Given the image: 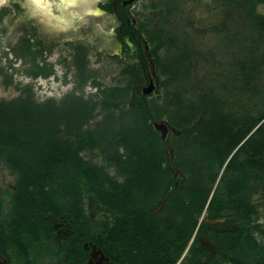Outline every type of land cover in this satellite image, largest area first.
<instances>
[{"label": "trees", "instance_id": "obj_1", "mask_svg": "<svg viewBox=\"0 0 264 264\" xmlns=\"http://www.w3.org/2000/svg\"><path fill=\"white\" fill-rule=\"evenodd\" d=\"M213 1L231 5V0ZM263 1L240 4L264 37V15L256 11ZM184 3L152 0L150 6L170 14ZM166 38L164 57L159 46L154 48L156 70L179 81L190 73L194 56L203 54L179 32ZM72 49L75 86L60 100L37 101L31 86L0 100V166L5 163L15 176L14 190L0 185L5 264H42L53 255L56 234L48 221L63 217L76 232L57 252L62 264H87L86 244L100 248L111 264H199L208 253L202 235L215 248L204 264H264V246L253 234L257 210L251 200L252 187L264 186V87L259 83L264 56L236 59L233 69L220 74V91L238 94L228 84H241V93L230 101L216 88H176L165 92L162 103L143 105L142 116L122 100L132 86L103 89L101 100L85 97L82 91L95 76L89 47L77 41ZM148 112L153 119L166 117L179 131L172 165L185 177L180 188H173L171 169L163 166V144L147 123ZM85 151H97L102 164L86 159ZM111 167L122 181L111 177ZM87 197L95 216L87 210ZM203 215L225 218L232 227L223 228L225 222L220 229L210 227L200 222Z\"/></svg>", "mask_w": 264, "mask_h": 264}, {"label": "rangeland", "instance_id": "obj_2", "mask_svg": "<svg viewBox=\"0 0 264 264\" xmlns=\"http://www.w3.org/2000/svg\"><path fill=\"white\" fill-rule=\"evenodd\" d=\"M151 1L141 0L136 8L140 13L138 19L149 40L150 49L159 46L158 55L164 57L168 44L166 35L172 31L183 34L203 56H194L190 73L188 75L185 73L179 81H174L172 77L162 76L160 92L158 95H153L150 100L162 103L165 92L176 88L203 92L209 88H216L217 93L229 101L239 95L241 93L240 82L236 85L228 84L238 94L230 90L220 91L221 89H218L220 83L217 80H223L220 74L233 69L231 63L236 59L251 56L256 61L262 60L264 56V37L254 27L246 10L242 8L240 0H231L230 6L222 2L216 3L213 0H185L183 5L170 14H167L162 7L152 8ZM256 11L264 15V1L258 4ZM98 21L101 28H92L84 34L80 41L89 47V68L95 73L82 93L85 97L93 96L96 100H101V90L113 86L131 87L136 83L137 78L141 80L142 77L137 68H135V73H130L127 68V65L136 64V59L125 58L122 53L119 58H114L109 56V50L103 51L109 37L108 34L113 36V27L117 24L112 17L106 15ZM18 31L19 28L15 27L6 36L0 35V67L3 70L0 72V100H10L19 96L21 89L26 86L32 87L37 101H44L48 98L60 100L75 86L72 46L66 45L64 40H44L42 45L40 43L37 45L33 38L28 41L24 40L21 36L24 35V30ZM29 37L31 38L30 35ZM262 70L259 83L264 87V67ZM129 97L130 91L122 97V100L129 101ZM99 111H102L100 107L97 112ZM101 118L102 115H99L93 119L91 126H94ZM83 156L102 164L97 151H85ZM108 171L112 178L122 181L123 178L116 174L114 168H108ZM0 185L3 189L11 191L15 188V176L5 163L0 166ZM251 200L257 210L253 234L256 241L264 246V186L252 187ZM86 207L91 216L96 215L91 197H87ZM6 209H8V204H6ZM205 217V215L201 217V223ZM48 223L56 229L51 244L53 255L46 257L42 264H62V255L57 252L68 247L76 230L67 217L59 220L51 218ZM215 227L220 229L218 225ZM231 227V223H226L223 228L230 229ZM86 247L90 248V260L87 264H111L100 248L94 244H86ZM0 264H5V259L2 257H0Z\"/></svg>", "mask_w": 264, "mask_h": 264}, {"label": "flooded vegetation", "instance_id": "obj_3", "mask_svg": "<svg viewBox=\"0 0 264 264\" xmlns=\"http://www.w3.org/2000/svg\"><path fill=\"white\" fill-rule=\"evenodd\" d=\"M140 1L141 0H64V3L60 4L58 9L55 7L53 8V13L56 18H63V20L73 26V28H70L71 30L65 31L48 26L45 29L43 27L45 23H42L39 17L33 15L30 5L21 6L24 0H0V35H2V37L6 36L15 27H18L19 31L21 29L24 30V35H21L24 40L28 41V39L33 38L37 45L39 43L42 45V41L44 40H64L66 45L72 46V43L80 41V39L84 37V34L89 32V30H85V27L88 26L91 21L92 13L96 15L94 18L97 19H101L104 15L112 17L117 24L113 27V38L118 45V49H109L107 47V39L105 43L106 47L103 48V51L107 52V50H109V56L114 58H119L120 53H122L125 58L129 59L130 57L136 59L137 63L127 65V68L130 73H135V68H137L141 72L142 79H136V83L130 90V98L127 105L129 107L137 106L143 116L144 112L142 106L144 105L146 109L149 108L148 101H150L153 95L159 94L162 79L156 70L157 54L154 51L155 49H150L149 40L146 38L143 25H140L141 23L138 19L140 13L136 8ZM55 3L59 4L60 0H55ZM46 19L52 24L57 23V19L53 17H46ZM156 91L158 92L155 93ZM163 119L168 121L166 117L162 119H153L152 114L148 112L147 123L151 125L154 131V123ZM168 123L170 124L169 121ZM157 133L159 140L163 144L165 157L163 166H168L171 169L174 178L173 188H178V185L180 188L182 187L185 177L180 169L172 165V161L174 160V148L172 144L175 140L174 136L179 135V133L168 130L163 139H160V133ZM171 189L172 187L169 188L170 191ZM164 201L165 200L161 201L162 203L157 210H160L164 206ZM214 220H217V222L212 223ZM224 222L225 225L228 223L225 218L207 219L206 217L203 221V223L208 224L210 227H215V225ZM201 238L208 240L205 236ZM206 248L208 249V247ZM208 254L209 249L207 255Z\"/></svg>", "mask_w": 264, "mask_h": 264}, {"label": "clouds", "instance_id": "obj_4", "mask_svg": "<svg viewBox=\"0 0 264 264\" xmlns=\"http://www.w3.org/2000/svg\"><path fill=\"white\" fill-rule=\"evenodd\" d=\"M64 3V0H60L59 4L55 3V0H24L22 7L30 5L32 13L34 16L39 17L42 23H45L46 26L57 28L59 30H68L72 27L70 23L63 20V18H56L53 13V8H59L60 4ZM46 17H53L57 19L56 24H52Z\"/></svg>", "mask_w": 264, "mask_h": 264}, {"label": "water", "instance_id": "obj_5", "mask_svg": "<svg viewBox=\"0 0 264 264\" xmlns=\"http://www.w3.org/2000/svg\"><path fill=\"white\" fill-rule=\"evenodd\" d=\"M158 91H156L155 93H157ZM154 129L156 132H159L160 134V139L164 138V135L167 133L168 130H171L174 133H179V131L177 129H175L173 126H171L167 120L163 119L160 120L158 122L154 123ZM201 243L203 246L208 247L209 249V254L204 256L201 260H200V264H204V262L209 259L215 252V249L213 247V245L208 241V240H204L201 238Z\"/></svg>", "mask_w": 264, "mask_h": 264}, {"label": "bare ground", "instance_id": "obj_6", "mask_svg": "<svg viewBox=\"0 0 264 264\" xmlns=\"http://www.w3.org/2000/svg\"><path fill=\"white\" fill-rule=\"evenodd\" d=\"M91 13H92V12H91ZM91 17H92L91 21L89 22L88 26L85 27V30H86V31L91 30L92 28H95V27H99V28H101L100 23H99V21H98L99 19L94 18V17H96V15L92 13V14H91ZM43 27L46 29V28H47L46 24H43ZM70 28H73V26L70 27ZM70 28H68V30H71ZM65 31H66V30H65ZM111 35H112V34H108L109 37H108L107 47H108L109 49L117 50V49H118V45H117V43L115 42L113 36H111ZM215 222H217V220L212 221V223H215Z\"/></svg>", "mask_w": 264, "mask_h": 264}]
</instances>
